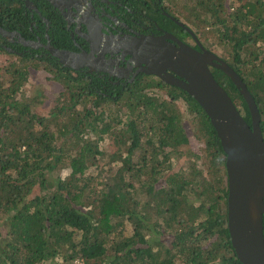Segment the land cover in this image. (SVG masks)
<instances>
[{
    "label": "trees",
    "instance_id": "trees-1",
    "mask_svg": "<svg viewBox=\"0 0 264 264\" xmlns=\"http://www.w3.org/2000/svg\"><path fill=\"white\" fill-rule=\"evenodd\" d=\"M165 1L226 48L264 136V0ZM5 49L17 59L0 64V264H243L228 229L226 154L191 95L154 77L112 98L55 57ZM27 61L62 85L46 115L36 110L44 94L27 92ZM215 75L251 123L237 87Z\"/></svg>",
    "mask_w": 264,
    "mask_h": 264
},
{
    "label": "water",
    "instance_id": "water-1",
    "mask_svg": "<svg viewBox=\"0 0 264 264\" xmlns=\"http://www.w3.org/2000/svg\"><path fill=\"white\" fill-rule=\"evenodd\" d=\"M187 29L194 34L189 27ZM0 34L7 38L11 33L0 26ZM168 38L176 40L178 46ZM24 43L38 45L33 41ZM198 43L200 50L172 35L126 37L120 42L124 53L133 55L137 65H146L141 66L145 73L186 91L208 115L226 154L227 222L232 246L243 264H264V136L259 109L237 71ZM47 48L66 67L96 69L91 55L51 45ZM211 67L224 72L245 98L251 123L240 113Z\"/></svg>",
    "mask_w": 264,
    "mask_h": 264
},
{
    "label": "flooded vegetation",
    "instance_id": "flooded-vegetation-1",
    "mask_svg": "<svg viewBox=\"0 0 264 264\" xmlns=\"http://www.w3.org/2000/svg\"><path fill=\"white\" fill-rule=\"evenodd\" d=\"M0 26L11 33L7 38L0 34L6 52L51 57L47 48L51 45L93 56L95 70L88 66L74 70L89 78L91 87L100 82L112 98L119 96L117 87L145 84L154 77L159 80L141 69L145 64L137 65L133 55L124 53L123 38L172 35L197 50L198 42L204 45L199 33L163 0H0ZM168 40L178 46L173 38ZM211 70L215 75V67Z\"/></svg>",
    "mask_w": 264,
    "mask_h": 264
},
{
    "label": "rangeland",
    "instance_id": "rangeland-1",
    "mask_svg": "<svg viewBox=\"0 0 264 264\" xmlns=\"http://www.w3.org/2000/svg\"><path fill=\"white\" fill-rule=\"evenodd\" d=\"M1 41V40H0ZM203 44L205 47L211 49L215 53H217L219 56H221L224 60L228 59L229 55L226 51V48H224L223 45H219L218 43H215L214 38H208L204 40L202 38ZM10 59H17L16 56H9L5 52L0 51V64H5ZM38 64L35 66V64ZM40 61H36L34 63H31L30 61H27V68L30 70L29 73V80L26 84V89L29 94L37 93L38 90H40L44 94V102L36 107V110L41 114H48L51 108L56 104V99L59 96L60 91L62 90V85L54 79L53 72L50 71L49 68H47L45 65L46 63L39 64ZM185 119L188 120V122L185 124L188 128L189 133H193L194 130L193 124H196V122L192 123V118L185 115ZM190 122L192 125H190ZM201 147V143L197 139H192V148L195 151H199ZM179 165L174 166V168H179ZM133 229V226L129 223L127 232L131 233V230ZM79 264H82L81 261H78Z\"/></svg>",
    "mask_w": 264,
    "mask_h": 264
}]
</instances>
